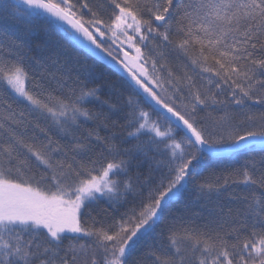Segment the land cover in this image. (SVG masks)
<instances>
[{
    "label": "snow or ice",
    "instance_id": "1",
    "mask_svg": "<svg viewBox=\"0 0 264 264\" xmlns=\"http://www.w3.org/2000/svg\"><path fill=\"white\" fill-rule=\"evenodd\" d=\"M9 20L0 264H264V113L245 111L264 105V0H5ZM149 41L199 72L165 80ZM101 63L126 74L121 102Z\"/></svg>",
    "mask_w": 264,
    "mask_h": 264
},
{
    "label": "trees",
    "instance_id": "2",
    "mask_svg": "<svg viewBox=\"0 0 264 264\" xmlns=\"http://www.w3.org/2000/svg\"><path fill=\"white\" fill-rule=\"evenodd\" d=\"M5 2V0H0V3ZM12 21H0V26L7 28L8 30H13L12 28ZM47 37L44 36V33L41 32L39 34V37L37 39H34L33 43H37L42 41L43 39H46ZM53 39H58V37H53ZM148 43H150V48L156 52L159 53L161 51L164 52V56L161 57L159 56V58L157 59L158 61V65L159 64H164L165 67L163 70H161V75L164 77L165 80L168 79L167 73L168 70L171 69L174 73V75H183L185 72H188L190 75H196L198 72L197 70L193 69V67L191 66V64L187 61V59L185 57H183L182 55H179L173 48L172 46H169L167 49H161L156 47V44L159 43V41H149ZM147 43V44H148ZM64 47L69 51L72 59H73V67H79L81 65H83L84 63L87 64H92L93 60L92 59H86L84 53L82 51H77L75 49H73L70 45H68L67 43L64 44ZM79 60L80 64L76 65L75 61ZM96 72L98 74L101 75V80L99 81L100 83H104L105 81H107L110 84H114L116 86L117 89H121L123 91V96L120 97L119 99L116 96H113V100H116L117 102H121L122 99L124 97L127 96L128 94V90L122 88V75L120 73H118L117 71H115L114 69L104 65V64H99L97 66ZM112 91V89H110L109 87L105 86L103 89V94L101 96V99H105L109 96L110 92ZM249 106L257 108L259 110H264V108L261 107L260 104H256L254 103V101H248ZM86 107L90 108V109H99L100 105L99 103H97L96 101H92L90 103H87L85 105ZM149 111H151V109H147ZM119 115H123L122 113ZM155 116V114H153ZM116 117L114 116L113 119H115ZM94 125L91 124V122L85 124L80 131H85L87 128L89 127H93ZM105 133L103 131H101V135H104ZM225 161H229V155L224 156ZM227 166V165H225ZM209 167H211V165H209ZM145 170L147 169V164L144 165ZM205 171H207V168L205 169ZM241 188H237L236 191L239 193L241 191ZM225 196H227V194H225ZM222 201L223 202H227L226 200H224V198L222 197ZM204 203V202H201ZM231 206L233 208H235L237 205L235 204V202H233L231 204ZM101 207H107V204H102ZM193 212H197V211H201L200 209V205L199 204H193L191 205ZM122 210V209H121ZM205 218H207V212L204 211L203 214L201 216H194L193 217V223L196 224L197 226H202ZM159 231V229H158ZM151 243V241L146 242V244ZM145 244V246H146ZM143 250V246L142 249ZM182 255L185 257V264H198V260L200 258V253L197 252H192V251H187V252H182ZM179 259V258H177Z\"/></svg>",
    "mask_w": 264,
    "mask_h": 264
},
{
    "label": "rangeland",
    "instance_id": "3",
    "mask_svg": "<svg viewBox=\"0 0 264 264\" xmlns=\"http://www.w3.org/2000/svg\"><path fill=\"white\" fill-rule=\"evenodd\" d=\"M106 40H107V37L105 38ZM109 44H111V41L110 40H107V44H106V46H108ZM150 43H148L147 44V46L146 47H143V50L145 51V53H149V52H151L153 55H155L156 56V58L158 59L159 58V56L157 55V53L156 52H154L151 48H150ZM114 47V46H113ZM125 49L127 50V51H129V54L130 55H134V52L131 50V49H127V46L125 45ZM121 55V57H122V53L120 54ZM149 67H150V65H149ZM197 70V72H199V69H196ZM261 105V104H260ZM261 107L262 108H264V105H261ZM245 111L247 112V113H249V114H253V115H256L257 117L261 114V113H264V110H259V109H257V108H254V107H251V106H249L247 109H245ZM153 118H156L154 115H153Z\"/></svg>",
    "mask_w": 264,
    "mask_h": 264
},
{
    "label": "water",
    "instance_id": "4",
    "mask_svg": "<svg viewBox=\"0 0 264 264\" xmlns=\"http://www.w3.org/2000/svg\"><path fill=\"white\" fill-rule=\"evenodd\" d=\"M102 64H104V65H106V66H108V67L114 69L115 71H117L116 68H113L111 65H109V64H107V63H102ZM117 72L120 73L122 76H126V74H124V73H122V72H120V71H117ZM227 155H228L227 153L224 154V156H227Z\"/></svg>",
    "mask_w": 264,
    "mask_h": 264
}]
</instances>
